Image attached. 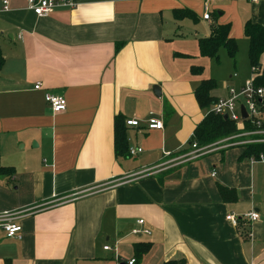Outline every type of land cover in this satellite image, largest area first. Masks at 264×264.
Instances as JSON below:
<instances>
[{"label":"crops","instance_id":"obj_1","mask_svg":"<svg viewBox=\"0 0 264 264\" xmlns=\"http://www.w3.org/2000/svg\"><path fill=\"white\" fill-rule=\"evenodd\" d=\"M7 1L0 161L15 175L0 177V216L21 238L0 225V264H128L137 245L150 249L134 264H264V163L241 146L177 160L210 109L196 102L201 82L213 80L219 99L250 79L243 29H264V0H73L43 19L27 0ZM178 10L194 18L177 20ZM218 26L238 50L232 60L220 49L216 64L198 41ZM260 66L264 76V55ZM45 94L63 97L65 111L53 114ZM116 115L139 122L126 135L141 152L127 159L114 155ZM151 119L163 129L148 130ZM250 212L257 221L239 219Z\"/></svg>","mask_w":264,"mask_h":264},{"label":"built area","instance_id":"obj_2","mask_svg":"<svg viewBox=\"0 0 264 264\" xmlns=\"http://www.w3.org/2000/svg\"><path fill=\"white\" fill-rule=\"evenodd\" d=\"M207 1V0H206ZM1 12L8 11V1L3 0ZM76 4L73 0H27V10L30 11L36 18L43 19L49 17L57 9H74ZM203 20H209V15L205 13ZM250 79L245 81L239 88H228L227 96L224 98L216 99L215 103L210 107L209 112L213 115L224 117L232 122L238 136H231L222 141L217 142L221 144L226 142V146L223 147L225 150L233 146L244 145L239 143L240 140L246 138H252L250 143L262 144L264 143V87L256 85V80L263 75V69L261 66L250 67ZM41 84L37 83L34 86L35 90H39ZM45 102L49 105L53 114H61L66 109V102L63 97L59 95L45 94ZM241 108L244 109L246 118L242 117ZM126 127H138L139 122L136 120H129L125 122ZM148 130H162L163 123L161 121L149 120L147 124ZM236 141H238L236 143ZM229 142H233L229 144ZM217 143L213 145H217ZM239 144V145H238ZM191 151L183 155L177 160L181 159H196L202 157L212 151H208L210 147H199L195 142L189 144ZM218 150V149H217ZM141 152V149L129 148V156H134ZM176 160V161H177ZM251 162L264 163V155H260L258 158L249 159ZM174 161L173 163H175ZM259 218L255 212H250L243 215L239 219H243L248 223L257 221ZM225 220L230 222L233 226L237 227L238 220L233 215H227ZM139 224H143L142 221ZM0 225L4 230L6 237L11 239H20V226L12 224L8 216H0ZM137 233V232H135ZM144 234H149L148 231H144ZM104 250H109L108 247H104ZM128 264H134V260L129 261Z\"/></svg>","mask_w":264,"mask_h":264},{"label":"trees","instance_id":"obj_3","mask_svg":"<svg viewBox=\"0 0 264 264\" xmlns=\"http://www.w3.org/2000/svg\"><path fill=\"white\" fill-rule=\"evenodd\" d=\"M175 19L179 20L184 17L194 18V15L188 10H178L174 12ZM243 33L248 41V60L250 66H260V57L264 55V29L251 22H247L244 26ZM228 26H218L212 30L211 35L206 39L198 41L200 56L213 60L218 64V53L220 49H224L228 57L235 59L237 54V44L230 39ZM4 65V58L0 51V71ZM194 74H201L200 68H193L191 70ZM264 76L256 80V85L263 86ZM216 85L213 80L202 81L194 92V96L198 106L201 109L210 108L216 101L211 96V92ZM264 87V86H263ZM126 125L121 115H116L113 119V149L114 155L117 159H127L129 157V147L126 135ZM236 133L235 125L229 120H224L220 116L213 115L208 112L205 118L196 126L189 144L195 142L199 147H205L217 143L221 140L229 138ZM264 153V144H255L244 148L242 158L251 159L258 158ZM15 175V170L10 167H4L0 161V177L12 178ZM218 192L221 199L225 203L236 202V194L233 189H227L218 186ZM240 220H238L239 226ZM141 247V250L138 248ZM149 245H137L136 258L134 262L140 261L143 256L148 253ZM164 264H184L183 260L168 261Z\"/></svg>","mask_w":264,"mask_h":264},{"label":"rangeland","instance_id":"obj_4","mask_svg":"<svg viewBox=\"0 0 264 264\" xmlns=\"http://www.w3.org/2000/svg\"><path fill=\"white\" fill-rule=\"evenodd\" d=\"M217 68V67H216ZM216 70H218V69H216ZM223 72V71H222ZM219 75H223V73H221L220 72V74ZM238 134H239V132H237V130H236V133L233 135V136H238ZM261 139H264V137H262ZM222 141V140H221ZM252 141V138H246V139H242V140H240V142L239 143H242V144H244V145H239V146H241V147H243V148H246V147H248V146H251V145H255V143H250ZM238 141H236V143H237ZM219 143H220V141H219ZM231 143H233V142H229V144H231ZM215 144V143H214ZM262 144H264V143H262ZM226 146V142H223V143H221V144H218L217 143V145L215 146V145H209L208 147H210L209 149H208V151H211V150H220V149H223V147H225ZM261 155H264V153H262Z\"/></svg>","mask_w":264,"mask_h":264},{"label":"water","instance_id":"obj_5","mask_svg":"<svg viewBox=\"0 0 264 264\" xmlns=\"http://www.w3.org/2000/svg\"><path fill=\"white\" fill-rule=\"evenodd\" d=\"M155 89L157 90V88H154V89H153V92H154V93H155ZM241 112H242V117H243V118H246V115H245V112H244V109H243V108H241ZM223 119H224V120H227L226 116H224Z\"/></svg>","mask_w":264,"mask_h":264}]
</instances>
